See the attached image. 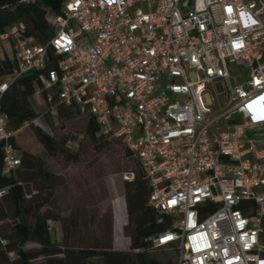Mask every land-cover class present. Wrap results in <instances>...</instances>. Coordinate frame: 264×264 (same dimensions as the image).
Listing matches in <instances>:
<instances>
[{
	"label": "built area",
	"instance_id": "obj_1",
	"mask_svg": "<svg viewBox=\"0 0 264 264\" xmlns=\"http://www.w3.org/2000/svg\"><path fill=\"white\" fill-rule=\"evenodd\" d=\"M53 23L46 42L23 21L0 32V59L16 60L0 75L2 175L21 166L30 122L9 129L1 99L35 73L45 114L73 105L138 159L169 222L149 248L177 250V264H264V0H63Z\"/></svg>",
	"mask_w": 264,
	"mask_h": 264
},
{
	"label": "trees",
	"instance_id": "obj_2",
	"mask_svg": "<svg viewBox=\"0 0 264 264\" xmlns=\"http://www.w3.org/2000/svg\"><path fill=\"white\" fill-rule=\"evenodd\" d=\"M62 12L63 0H0V32L18 21H23L28 35L46 42L55 31L53 18ZM15 65V58L5 55L0 59V75L13 72ZM37 85L36 74L30 73L17 79L4 92L1 105L9 114V129L18 130L26 122L34 124V119L39 116L33 101ZM74 112L80 113L73 105L61 104L58 116H70ZM80 114L87 118L86 131L96 143L111 138L100 133L93 117ZM34 131L50 154L62 153L69 159L76 158L79 151H70L67 148L68 139L76 137V134L59 143L37 125L34 126ZM118 139L123 142L121 138ZM127 152L129 153L128 150ZM129 155L132 156L130 153ZM132 157L137 161L138 167L137 171L132 170L133 178L126 181L128 220L124 225V234L130 239V249L120 250L113 248L112 224L108 241L95 239L92 244H75L71 243L69 235L66 234L62 243H55L48 220L58 217L48 208L42 210L52 196L53 173L36 155L23 152L21 166L11 176H4L3 156L0 151V190L7 188L0 195V264H175L171 261L162 262L157 257H148L146 254L150 246L147 238L166 230L169 222L167 219L158 222L156 212L147 204L149 186L138 159ZM37 179L38 182L33 187L24 185L25 193L21 194L19 184ZM31 215H34V221L27 223ZM28 242H37L40 247L28 249L25 247Z\"/></svg>",
	"mask_w": 264,
	"mask_h": 264
},
{
	"label": "rangeland",
	"instance_id": "obj_3",
	"mask_svg": "<svg viewBox=\"0 0 264 264\" xmlns=\"http://www.w3.org/2000/svg\"><path fill=\"white\" fill-rule=\"evenodd\" d=\"M206 100L212 102L209 94L206 95ZM33 101L39 116L33 125L19 131L16 144L20 154L33 153L54 175L51 199L42 208L50 209L58 217L48 220L52 240L62 243L67 234L71 243L75 244H92L95 239L108 241L112 224L114 242V206L119 210L123 204L127 213L126 181L133 178V169L137 171V161L129 155L124 143L118 138L111 137L96 143L86 131L87 118L84 115L74 112L70 116L50 117L45 114L47 106L43 97L34 95ZM35 125L48 132L59 143H63L71 135L85 134L78 146L69 148L65 145L70 151H79L76 158L69 159L62 153L50 154L35 134ZM36 182L38 179L19 184L21 194L25 193L24 185L33 187ZM33 221L34 215H31L27 223ZM122 239L123 237L121 241ZM25 247L33 249L40 245L28 242ZM119 247L117 249L129 250L130 241ZM146 254L165 263H178V252L175 249L149 248ZM11 255L15 256V253Z\"/></svg>",
	"mask_w": 264,
	"mask_h": 264
},
{
	"label": "crops",
	"instance_id": "obj_4",
	"mask_svg": "<svg viewBox=\"0 0 264 264\" xmlns=\"http://www.w3.org/2000/svg\"><path fill=\"white\" fill-rule=\"evenodd\" d=\"M121 209H115L114 206V247L115 249L120 248L119 246H124L129 243V237L124 234V225L128 220V215L123 208V204H121ZM123 237L122 241L121 238ZM125 238V239H124Z\"/></svg>",
	"mask_w": 264,
	"mask_h": 264
}]
</instances>
